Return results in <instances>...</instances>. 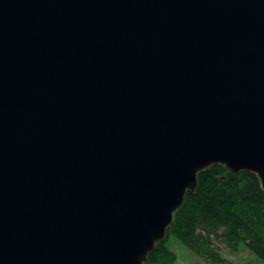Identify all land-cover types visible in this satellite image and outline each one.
I'll list each match as a JSON object with an SVG mask.
<instances>
[{
  "label": "water",
  "instance_id": "95a60500",
  "mask_svg": "<svg viewBox=\"0 0 264 264\" xmlns=\"http://www.w3.org/2000/svg\"><path fill=\"white\" fill-rule=\"evenodd\" d=\"M214 164L264 190V0H0V264H145Z\"/></svg>",
  "mask_w": 264,
  "mask_h": 264
},
{
  "label": "trees",
  "instance_id": "16d2710c",
  "mask_svg": "<svg viewBox=\"0 0 264 264\" xmlns=\"http://www.w3.org/2000/svg\"><path fill=\"white\" fill-rule=\"evenodd\" d=\"M174 237L209 264H236L232 253L248 250L264 264V190L251 171L230 173L214 164L197 175L195 191H187L174 212L165 238L157 242L145 264H176L168 238Z\"/></svg>",
  "mask_w": 264,
  "mask_h": 264
},
{
  "label": "rangeland",
  "instance_id": "374dc122",
  "mask_svg": "<svg viewBox=\"0 0 264 264\" xmlns=\"http://www.w3.org/2000/svg\"><path fill=\"white\" fill-rule=\"evenodd\" d=\"M168 245L177 255L176 264H209L174 237L168 238ZM220 248L222 253L236 264H262L246 249L232 253L224 248L223 244H221Z\"/></svg>",
  "mask_w": 264,
  "mask_h": 264
}]
</instances>
